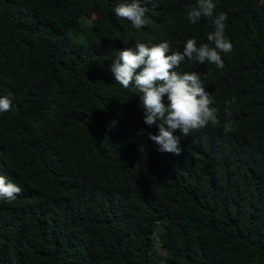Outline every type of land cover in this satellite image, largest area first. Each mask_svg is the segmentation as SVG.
<instances>
[{
  "label": "trees",
  "instance_id": "obj_1",
  "mask_svg": "<svg viewBox=\"0 0 264 264\" xmlns=\"http://www.w3.org/2000/svg\"><path fill=\"white\" fill-rule=\"evenodd\" d=\"M124 2L0 0V97H13L0 176L22 190L0 200V264H264V0H213L224 68L176 70L207 77L220 123L182 137L179 156L157 150L111 65L136 43L210 44L214 25L186 19L196 0H140L136 29L115 16Z\"/></svg>",
  "mask_w": 264,
  "mask_h": 264
},
{
  "label": "clouds",
  "instance_id": "obj_2",
  "mask_svg": "<svg viewBox=\"0 0 264 264\" xmlns=\"http://www.w3.org/2000/svg\"><path fill=\"white\" fill-rule=\"evenodd\" d=\"M216 4L213 0H196L189 6L186 19L196 23L202 17L211 21L214 31L207 35V41L197 46L195 39H188L183 51H171L168 42L156 45L136 43L134 48L122 50L115 56L111 72L115 82L124 89L138 91L143 109L145 125L158 129L157 134L149 135L161 153L181 154V139L192 132L205 128L209 124L216 125L218 109L211 107V94L205 91L204 81L196 72L180 73L176 69L186 61L205 62L223 69L222 54L232 51V44L225 36L227 14H214ZM147 9L141 6L140 0H131L118 4L114 8L115 16L131 22L133 28L140 29L147 24ZM167 97V105L164 98ZM13 97H0V113L11 110ZM235 98L225 101V114L229 119L224 122L225 133L233 131L231 105ZM179 131L181 135H174ZM21 188L3 176H0V200H15Z\"/></svg>",
  "mask_w": 264,
  "mask_h": 264
},
{
  "label": "rangeland",
  "instance_id": "obj_3",
  "mask_svg": "<svg viewBox=\"0 0 264 264\" xmlns=\"http://www.w3.org/2000/svg\"><path fill=\"white\" fill-rule=\"evenodd\" d=\"M161 231V228H160V226L158 225V226H156V228H155V231H154V233H153V235H152V238H154L155 240H156V242H155V245H156V248H155V250H156V253L158 254V255H163V248H162V246L158 243V234H159V232Z\"/></svg>",
  "mask_w": 264,
  "mask_h": 264
}]
</instances>
